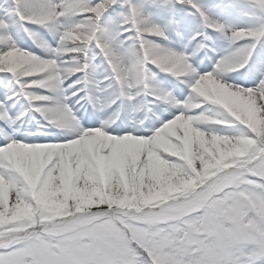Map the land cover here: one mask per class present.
<instances>
[{"label":"snow or ice","instance_id":"obj_1","mask_svg":"<svg viewBox=\"0 0 264 264\" xmlns=\"http://www.w3.org/2000/svg\"><path fill=\"white\" fill-rule=\"evenodd\" d=\"M117 6L111 26L106 13ZM227 6L260 22L218 20L196 0L0 4V73L14 86L0 95V121L11 127L35 113L44 127L71 130L35 142L0 133V264H264V0ZM153 8L168 13L166 22ZM179 9L200 18L189 42H211L204 29L226 42L211 70L192 59L215 52L210 44L187 51L168 43ZM27 25L43 27L54 45ZM21 30L44 55L18 46ZM95 56L108 66L100 80ZM153 69L182 79L188 94L177 99ZM78 72L85 78L65 86ZM232 72L255 83L225 79ZM80 91L100 109L163 103L177 111L165 119L169 109H157L158 126L143 132V120L132 131L85 128L69 103Z\"/></svg>","mask_w":264,"mask_h":264},{"label":"rangeland","instance_id":"obj_2","mask_svg":"<svg viewBox=\"0 0 264 264\" xmlns=\"http://www.w3.org/2000/svg\"><path fill=\"white\" fill-rule=\"evenodd\" d=\"M4 2L5 0H0V4H3ZM196 2L206 7L211 6L212 15L214 16V18L221 21H226L242 27L254 26L260 22V18L256 14L244 15L240 10L228 7L227 4L229 0H196ZM238 2L242 3L243 0H238ZM120 11L121 9L117 6L115 11L110 9L109 12L106 13V21L110 22L111 26H115V24L112 22L115 21V19L117 18V14ZM151 12L153 14V18L160 23H164L168 19V13L162 9L153 8L151 9ZM174 19H175V24L172 26V28L169 31L170 40L168 43H170V46L177 50L186 49L187 51H192L193 49H196L201 42L205 44H210L212 47L216 49L215 52H208L207 48H203L199 52H197L196 56H194L192 59H193V63L196 64L199 70L201 71L211 70V66L212 63H214L215 58L224 53L226 42L219 37L218 33L214 32L211 29H204L207 35L212 37L211 42L204 40L203 36H197L189 42V37H192L194 33L201 30L200 18L198 14L197 15L191 14V10H184V9L177 10L174 14ZM27 27L31 28L32 31L36 34L35 38L38 41L44 40L54 45L55 41L52 34L49 33L47 30H45L43 27L37 25H27ZM177 30L182 32L183 34L182 39L176 36L175 33ZM126 35H130V34H126ZM16 42L18 46L22 48H26L29 51H34L37 54L44 55L41 49L38 48L36 44L33 43V40L30 39L22 30L17 36ZM92 51L95 52L96 50L93 49ZM102 61H103V57L101 56H95L93 60V64L95 65L94 76L96 80H100L108 73V66L104 64ZM153 71L155 72L156 79L157 81H159L161 87L167 90L168 92H170L173 96H176L177 99H183L184 96L188 94V87L185 83L182 82V79H178L170 74L161 72L158 69H153ZM239 71L244 72L245 68H241ZM85 76L86 73L78 72L75 75L70 76L64 82L65 86L71 84L73 80L84 79ZM169 76H172V78H170ZM6 77L7 74L0 73V95H3L5 92H11L13 90L14 86L8 84V79ZM225 79L233 83H243L244 86H249L250 83H255V80L249 81L248 79L243 77L237 78V74L235 72L228 73ZM257 79H258V74H257ZM108 83L109 81H103L101 87H103L105 84ZM176 85H178L179 88H177ZM80 87L81 85L78 84L72 88H68L67 91L69 93L75 92L76 89ZM109 91L111 92L112 89H109ZM181 92L182 95L180 94ZM74 96H76L77 98V100L72 103L74 107L75 115L78 117L79 123L81 125H83V122L86 123L85 128L97 127L94 125L96 121V123H98L99 126L103 125L108 131H112V129L116 128L117 125H120L126 131H132L135 123H137L140 120H143L144 128L141 129V131L143 132L150 127L158 126L159 121L155 119V116L159 115L157 109L163 110L165 108L164 107L165 104L157 103L151 106L144 107L140 111L133 113L126 106L117 103L109 107H105L103 109L93 107V105H90L89 109L88 108L86 109L83 108L82 100L79 99L82 96L81 91ZM77 101L79 102L77 103ZM24 103L25 102L23 101V97H20L16 105V110H19L24 105ZM149 107L151 108V111L148 110ZM167 108L169 110H168V115L166 116L164 115L165 119L170 115V113L177 111V109L174 107L168 106ZM201 110L202 109H195L194 111H201ZM33 117H35V119H33ZM25 121L27 122V124L30 123L29 124L30 129L29 127H26L24 133H21L22 135L16 137V139H25L28 142H35V140H33L34 139L33 136L36 134L45 133L46 134L45 137H49L52 136L53 134L58 133L60 136L63 137L69 135L71 131L68 129L55 128L53 126L44 127L43 126L44 121L40 118L38 114L29 113L28 115L24 116L22 119L18 120L15 124L11 125V127L4 124L3 121H0V133L3 132L10 133L16 131L23 132V123ZM0 136L2 137L3 140L4 139L3 135ZM125 142H128L133 145L138 143V141H135V139L131 137L125 138Z\"/></svg>","mask_w":264,"mask_h":264},{"label":"bare ground","instance_id":"obj_3","mask_svg":"<svg viewBox=\"0 0 264 264\" xmlns=\"http://www.w3.org/2000/svg\"><path fill=\"white\" fill-rule=\"evenodd\" d=\"M72 88V87H71ZM76 100V98H74V96H71V98H70V101H69V103H73L74 101ZM165 108H167L168 107V105H166L165 104V106H164ZM14 137H16V136H14ZM34 137H37V136H34Z\"/></svg>","mask_w":264,"mask_h":264}]
</instances>
